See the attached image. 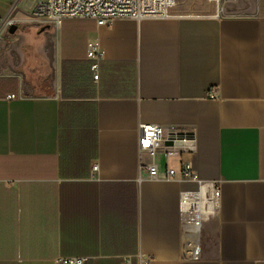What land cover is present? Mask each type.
I'll return each instance as SVG.
<instances>
[{
  "label": "crops",
  "instance_id": "crops-1",
  "mask_svg": "<svg viewBox=\"0 0 264 264\" xmlns=\"http://www.w3.org/2000/svg\"><path fill=\"white\" fill-rule=\"evenodd\" d=\"M39 1L0 0V264H264V0L109 27L35 18ZM142 124L192 131L205 194L220 189L198 261L181 258L186 185L148 178Z\"/></svg>",
  "mask_w": 264,
  "mask_h": 264
},
{
  "label": "built area",
  "instance_id": "built-area-1",
  "mask_svg": "<svg viewBox=\"0 0 264 264\" xmlns=\"http://www.w3.org/2000/svg\"><path fill=\"white\" fill-rule=\"evenodd\" d=\"M213 4V12L209 15L219 17V1L208 0ZM178 0H41L37 2L31 14L35 18H46L54 25H61L66 20H92L98 26L109 27L115 20L131 19L140 21L168 20L177 17ZM9 16L0 20L1 27H11ZM87 59L92 78H99V62L102 52L97 42L87 44ZM210 97H216L215 91H209ZM15 98L14 95L8 99ZM139 152L149 157L144 168L150 180L172 179L186 185L178 194V211L181 233L184 237L181 246V258L190 261L201 259L200 236L204 217L214 214L220 206V189L213 182L212 194H205L204 182L199 178L194 161L196 139L192 131L174 127L164 128L156 124L139 125ZM162 154L166 159V169L160 172L156 156ZM181 158L179 169L168 166L172 158ZM98 164L93 163L91 170L96 172ZM179 174V177L177 178ZM84 257H66L56 260V264H85Z\"/></svg>",
  "mask_w": 264,
  "mask_h": 264
},
{
  "label": "rangeland",
  "instance_id": "rangeland-1",
  "mask_svg": "<svg viewBox=\"0 0 264 264\" xmlns=\"http://www.w3.org/2000/svg\"><path fill=\"white\" fill-rule=\"evenodd\" d=\"M178 3H180V5H183L182 6L183 10L181 11V13L185 15L187 14L210 15L214 9L213 4L210 3L208 0H178ZM29 91H31L32 93L38 91L40 93L42 91L46 92L47 88L45 87V89H42L40 87H37V89L31 88L30 90H28V92ZM170 162L171 163L175 162V158L170 159Z\"/></svg>",
  "mask_w": 264,
  "mask_h": 264
},
{
  "label": "water",
  "instance_id": "water-1",
  "mask_svg": "<svg viewBox=\"0 0 264 264\" xmlns=\"http://www.w3.org/2000/svg\"><path fill=\"white\" fill-rule=\"evenodd\" d=\"M9 32H10L11 34L14 33V28L11 27L10 30H9Z\"/></svg>",
  "mask_w": 264,
  "mask_h": 264
}]
</instances>
